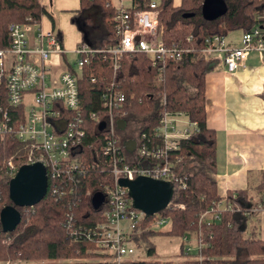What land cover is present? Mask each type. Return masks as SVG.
Segmentation results:
<instances>
[{
    "label": "trees",
    "instance_id": "trees-1",
    "mask_svg": "<svg viewBox=\"0 0 264 264\" xmlns=\"http://www.w3.org/2000/svg\"><path fill=\"white\" fill-rule=\"evenodd\" d=\"M222 1L226 10L213 20L202 18V0H181L178 6H173L172 0H159L156 3L162 44L180 51L177 60L165 59L163 63L151 65L152 57L148 54L124 53L118 68L113 70L102 52L86 56L77 80L79 111L84 120L83 143L78 149L85 164L83 177L78 179L73 192L56 197L50 192L51 184L56 181L47 174V190L43 198L31 207H16L20 218L12 231L3 232L0 227L1 262L41 258L47 261L36 264H59L51 261L88 255L85 250L89 243L70 242L62 221L64 213L68 211L73 213L77 222L89 225L99 221L105 209L104 205L94 209L90 204L91 194L97 191L103 193L104 185L111 183V175L107 169V159L99 151L103 131L88 115L94 113L99 120L106 118L108 108L103 105L101 94L111 86L112 90L123 95V101L117 107H112L111 113L124 122L122 129L115 128V133L121 153L125 157H132V164L142 165L147 161L133 151H125L122 142L134 139L137 144L142 134L150 136L160 112H182L188 122L197 126V131L181 139L178 149L171 152V157H179L173 171L182 182L173 183L168 206L159 212L160 216L168 219L166 230L140 232L133 239L136 246L146 256H153L155 249L151 237L166 234L181 239L186 235L206 243L202 253L208 259L203 264H264V241L257 236L255 227L247 226L249 217L256 215V212H246L264 194V169L259 172L254 186L226 193L224 204H229L233 210H217L216 220L212 219L213 214L209 211L200 218L201 213L219 200L213 179L215 134L205 126L204 75L212 59L202 52L204 39L212 35L224 37L231 31L242 33L253 27H264V0ZM147 3L148 0H132V5L138 9L144 8ZM79 4L77 13L71 16L70 21L80 34V42L95 50L113 45L116 38L110 19L114 9L109 1L79 0ZM94 9L97 15L89 16V11ZM183 13L192 15L182 17ZM42 16L49 19L51 30L60 41L59 33L54 31L52 15L39 0H0V48L8 46L7 27L10 23L23 22L26 17L38 22ZM187 36H190L188 40L185 39ZM61 60L66 70L75 71L64 54ZM261 96L264 98V87ZM0 106L6 107L2 83ZM8 110L11 115L15 113L13 108ZM26 150L27 143L18 141L11 133L0 139V208L11 203L7 195L9 178L3 171L5 163L11 160L16 167L20 166L25 161ZM61 186L67 190L68 185ZM151 217L145 216V219ZM182 245L180 242L178 246L180 256L184 253ZM131 264L172 263L139 260ZM178 264H190V261L184 260Z\"/></svg>",
    "mask_w": 264,
    "mask_h": 264
},
{
    "label": "built area",
    "instance_id": "built-area-1",
    "mask_svg": "<svg viewBox=\"0 0 264 264\" xmlns=\"http://www.w3.org/2000/svg\"><path fill=\"white\" fill-rule=\"evenodd\" d=\"M113 9L110 23L115 43L95 50L79 42L73 49L75 57L70 63L74 72L56 69L58 58L64 51L52 30L43 31L37 27V43L31 44L27 35L38 22L32 21L30 17H26L23 22L8 25V46L0 48V83L4 85L6 102V107L0 106V139L11 133L18 141L27 143L25 161L22 164L41 163L45 167L46 176L48 174L57 182L50 187L51 194L56 197L73 192L76 182L84 174L85 164L78 153L84 138V120L79 111L77 80L86 56L102 52L113 70L118 68L120 57L124 53L148 54L152 57L151 65L180 57L179 50L166 48L162 44L155 2L148 1L140 9L133 5H119ZM189 38L190 36L185 37L186 40ZM253 51L261 60L264 59V27H253L242 32L238 46H229L223 36L212 35L204 39L202 48L205 55L220 59L227 73L243 67L247 54ZM101 99L108 108L106 118L99 120L94 113H90L88 118L96 122L97 128L100 122L104 123L100 129L103 133L99 151L107 159L111 183L105 184L104 192H100L103 200L97 208L104 205L105 209L101 213V219L89 225L77 222L72 212L64 213L62 226L68 240L72 243H89L85 250L88 255L51 261L54 263L131 264L139 261L134 237L143 231H161L168 224V219L160 216L159 212L150 215L151 219H145L148 215L132 206L127 189L120 186L117 180L146 176L168 181L172 185L181 183V178L173 171L179 157H171V152L178 149L181 139H186L197 131L195 123L181 124L182 112H160L150 136L142 134L132 150L138 157L145 158L147 163L132 164V157H125L121 153V145L115 133L117 118L111 113V108L123 101V95L110 86L103 90ZM8 108L15 109V113L11 115ZM16 169L14 163L7 160L5 176L10 179ZM62 176H65L64 179ZM62 184L68 185L66 191L62 189ZM224 202L225 197H219L213 207L201 213L200 218L209 211L213 214L212 219L216 220L217 210H233ZM262 210L264 194L246 212L259 213ZM181 242L185 261L203 264L208 259L202 253L206 246L204 241L184 235ZM16 261L6 260L0 264L38 263Z\"/></svg>",
    "mask_w": 264,
    "mask_h": 264
},
{
    "label": "crops",
    "instance_id": "crops-1",
    "mask_svg": "<svg viewBox=\"0 0 264 264\" xmlns=\"http://www.w3.org/2000/svg\"><path fill=\"white\" fill-rule=\"evenodd\" d=\"M114 8L128 7L132 0H108ZM158 3L159 0H148ZM181 0H172L178 6ZM52 15L55 27L72 29L76 37L73 44L64 43L59 32L60 45L64 57L74 59L73 49L81 41L80 34L71 23V16L79 9V0H39ZM89 16H96V11H89ZM94 16V17H95ZM37 27L51 30V23L42 16L38 25L31 28L28 38L36 45ZM240 34L236 37L230 32L224 36L229 46L240 44ZM212 60L210 68L204 75V110L205 126L215 134V182L216 193L221 199L227 192H234L254 186L259 172L264 169V98L261 96L264 87V59L256 52H249L244 59L243 67L232 73L224 70L220 59L208 56ZM73 61V60H72ZM60 67L65 69L61 57ZM71 63V62H69ZM188 123L183 115L181 124ZM257 230V236L264 241V210L249 217L247 226Z\"/></svg>",
    "mask_w": 264,
    "mask_h": 264
},
{
    "label": "water",
    "instance_id": "water-1",
    "mask_svg": "<svg viewBox=\"0 0 264 264\" xmlns=\"http://www.w3.org/2000/svg\"><path fill=\"white\" fill-rule=\"evenodd\" d=\"M226 6L222 0H202L200 14L205 20H213L222 15ZM191 13H183L182 17H189ZM104 123L98 124V129ZM118 129H122V119L116 120ZM122 146L127 152L134 149V139H126ZM117 183L125 187L134 208L145 215H153L166 208L169 203L172 184L168 181L153 179L146 176H137L133 180L119 178ZM47 190V176L45 167L39 162L21 164L14 175L8 180L7 195L11 202L0 208V227L3 232L12 231L18 223L20 214L16 207H31L43 198ZM103 200L100 192H94L90 197L92 208L96 209Z\"/></svg>",
    "mask_w": 264,
    "mask_h": 264
},
{
    "label": "rangeland",
    "instance_id": "rangeland-1",
    "mask_svg": "<svg viewBox=\"0 0 264 264\" xmlns=\"http://www.w3.org/2000/svg\"><path fill=\"white\" fill-rule=\"evenodd\" d=\"M114 1V0H113ZM55 32H60L62 35V39L64 43L67 41L69 44H73L74 38L76 37L75 31L72 29H62L60 30L59 27H54ZM231 34H234L236 37L237 35L240 34V31H231ZM73 58L72 56H68V61L72 62ZM58 67H60V62H58ZM6 164V163H5ZM5 171V170H3ZM167 228V225H165L163 228H161V231H165ZM151 241L154 245L155 249V255L153 256H146L140 248L137 249V254L138 258L140 260H147V261H154L158 260L160 262L164 261H170L172 264H178L182 261L185 260L184 256L178 255V246L179 243L181 242L180 238L174 237V236H168L166 234H159L151 237ZM72 258V257H70ZM15 260H10L11 262H17ZM30 261V262H29ZM45 259H32V260H20L21 263H26V262H38V263H44ZM1 262V261H0Z\"/></svg>",
    "mask_w": 264,
    "mask_h": 264
}]
</instances>
